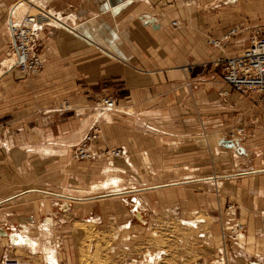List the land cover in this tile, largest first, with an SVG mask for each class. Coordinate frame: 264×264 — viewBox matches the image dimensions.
<instances>
[{
	"label": "rangeland",
	"instance_id": "rangeland-1",
	"mask_svg": "<svg viewBox=\"0 0 264 264\" xmlns=\"http://www.w3.org/2000/svg\"><path fill=\"white\" fill-rule=\"evenodd\" d=\"M20 1L22 0H0V46L4 44L1 33L7 31L6 17L13 9L10 17L13 16L15 23L22 22L28 16L36 18V15L60 24L64 23L59 18L60 14L57 17L56 14H52L31 0L26 4V8L21 10L23 12H15V4ZM197 1L151 0L150 4L155 9L166 4L171 6L169 9L179 5L178 9L171 13L174 19L178 18L170 23V27L185 34L189 47L191 44L195 45L193 48L195 57L192 56L195 61L172 69L183 68L185 76L183 87L189 95L193 90L201 87L200 81L193 83V80H197L199 76L205 77L203 83L206 84L207 80L209 84H207L208 90L203 95L208 96L209 100L212 94L210 91L214 88L211 82H219V88L222 85L220 81L224 74L223 66L226 58L248 48L252 36L264 34V0L203 4H198ZM236 24L243 25L246 29L238 36L244 39L245 46L237 53L234 52L236 51L234 46L239 44L236 38L229 44L223 39L216 41L217 38L214 37H219L221 35H217L219 32H225ZM208 36L213 41L209 40ZM207 41L215 47L214 50ZM227 44L229 50L225 51ZM217 50L222 51L219 58ZM5 56L7 55L0 52V63ZM14 66L13 63L12 70H15ZM215 88L217 89L218 86ZM224 88L222 85L221 90ZM221 90L218 99L222 95ZM106 96L116 100L115 108L119 106L120 93L95 96L90 104H95L97 107L100 100ZM247 97L232 93L229 98H220L222 107H219L217 116H208L205 130L195 131L196 129L193 128L195 132L192 134L185 132L181 127H178L177 131L155 134L147 128L142 129L140 125L133 126L135 118L120 115L121 117H117L119 120L128 122L121 123L116 133L128 135V141L127 138L123 141L120 139L118 143L124 142V144L117 145L101 144L105 135L103 123L105 118H101L103 110L97 108L94 123H99L101 137L99 142L97 141L98 144L97 142L95 144L100 150L96 151L92 146L98 155L88 160L74 157L84 139L75 147L66 148L68 152L62 154L65 156L48 159L41 156L38 148L31 154L21 150L9 151V148L2 147L9 131V117L3 115L0 120V204L5 198L19 197L0 205V210L4 213V209L7 208L5 213L11 212L9 221L17 218L26 224L19 228L13 227L14 231H8L22 232L30 238L39 240L40 229L45 224V220L52 218L50 213L56 216V220H61L62 223L53 227L49 237L52 243L48 244L44 241L43 243L55 249L57 264H213L214 260L223 259L221 256H215V253L210 255L215 250L213 247L211 249L203 247V255L199 257L192 255L194 250L189 249L185 243H191L199 236L203 238L204 235L211 236L210 233L218 239L221 232L222 240L228 241V244L226 243L228 255L231 245H234V249L242 251V248L236 246V243L241 241L238 237L242 231L245 233L244 242L248 245L249 241H252L251 237L255 234L259 235L256 230L264 231V208L257 209L258 200L264 192L257 188L254 179L251 178L264 175V103L258 99L250 102ZM66 101L62 100L59 104L61 106L57 108H73L71 103ZM251 110L256 111L255 115L260 117L257 119L259 128L263 130L260 131L262 136L260 133L254 134V123H246V113L251 114ZM89 132L86 134L88 135ZM144 137L150 140L142 139ZM232 146H235L237 152ZM123 147L128 149L126 157L124 154L121 158L111 156L110 152ZM247 170L249 174L253 171L260 174L253 175L255 174L253 173L248 176L249 178L239 177L242 178L239 180L226 179L230 175H237L238 172ZM115 177L122 180L120 185L127 188L129 192L127 194H131L130 196L116 197L98 187L92 190L93 186ZM196 178L217 179L206 185L198 181L184 183ZM242 183H247L243 186L244 189ZM169 184L176 185L167 187L170 186ZM132 189L142 191L136 193L131 191ZM67 197L71 199L68 200ZM133 197L142 198L147 207L137 199L140 211L143 215L146 213L149 215L143 219L145 224L139 225L133 217L137 214L133 207L137 200L133 203ZM94 198L98 200L85 205L77 204L78 201L86 203L88 202L86 200ZM262 198L264 199L263 196ZM65 200H68L69 209L74 208L62 216L61 208L56 205L55 207L58 208L56 210L52 204L60 202L61 205ZM73 200L76 203L72 207L70 202ZM206 200L210 205L207 206L204 202ZM198 205L207 206L208 209L201 210ZM196 209H199L197 216H192L191 211ZM255 209L263 212L256 213L261 217V223L254 225L251 217L253 218L252 212ZM241 212L247 217V221L242 220ZM94 216L97 217L94 219L96 222H89ZM2 217L0 211V219ZM27 218H34L37 223L31 221L30 225ZM196 218L203 223L195 230L190 228L193 226L190 222L195 221ZM129 219L132 220L131 225L134 224L130 228ZM42 220L44 222H40ZM208 239L210 238L204 239L203 242ZM250 252L252 254L254 250ZM8 253L7 258H14L21 263L47 264L43 252L32 255L26 247H10ZM3 260L4 258L0 260V264Z\"/></svg>",
	"mask_w": 264,
	"mask_h": 264
},
{
	"label": "crops",
	"instance_id": "crops-1",
	"mask_svg": "<svg viewBox=\"0 0 264 264\" xmlns=\"http://www.w3.org/2000/svg\"><path fill=\"white\" fill-rule=\"evenodd\" d=\"M32 1L52 14H56L57 17L60 14L59 18L63 20L64 24L63 26L60 24L53 26L52 24L42 32L40 48L43 49L42 54L46 62L45 69L38 75L25 76L11 69L15 60L10 47L9 33L10 25L15 22L13 16L11 22L10 13L6 17L8 21L7 31L1 33L4 46H0V52L7 55L1 62L2 64L0 63V120L3 115L9 117L8 135L2 144V147L9 148V151L12 149L21 150L26 154H31L36 152V148H38L41 156L46 159L67 153L69 148L75 147L85 138L86 133L91 130L92 125L96 122L97 107L95 104H90L95 96L120 93L122 97H120L121 101L117 108L101 111V118H105L103 119L105 135L101 144L117 145L124 144V142L118 143L120 139L123 141L127 138L128 141V135H117L116 133L121 123L126 124L128 122L127 120H119L117 117H121L120 115L135 118L136 121L133 126L134 124L140 125L142 129L147 128L155 134L156 132L177 131L178 127L190 134L195 131L203 132L207 127L205 122L208 120V116H215L219 107H222L220 98H229L232 93H238L230 90L223 83L222 78L220 85H224L225 88L221 90L222 85L219 88V82L212 81L211 86L214 88L210 91L212 94L209 96V100L208 96L203 95L208 90L207 84H209L207 80L206 84L203 83L205 77L199 76L197 80H193V83L200 81L201 87L193 90L191 95L183 87L185 77L183 68L181 70H173L172 68L184 64L188 65L195 61L193 53L195 45L192 46L190 43L191 46L189 47L185 34L177 29L172 30L170 27V23L178 18L174 19L171 13L178 9L179 5L177 7L174 5L169 9L171 6L166 4L160 6L159 9H155V7H151V0ZM233 1L247 0H198L197 3ZM158 10L160 12H156ZM236 28H240L239 32L234 37H230V34ZM244 30L246 29L243 25L236 24L225 32H219L217 34H221L219 37H214L217 38L216 41L223 39L229 44L236 38L235 40L239 44L234 46V50L236 49L234 52L237 53L245 46L243 44L244 39L238 38ZM228 36L229 38L226 40ZM209 40L212 39L209 38ZM229 44L226 45L225 51L229 50ZM210 48L215 49L212 45H210ZM221 52V50H217L218 58L221 56ZM231 57L234 56L227 58ZM188 74L187 76H189ZM216 86L219 89H216ZM220 90L222 92L228 91V93L227 95H220L218 99ZM64 99L67 100V103L70 102L73 108H57L61 106L59 104ZM247 99L250 102L254 101L256 95L250 94ZM255 112L251 110V114L246 113V123H254V134L257 135L262 129L259 128L258 124L260 117L256 116ZM193 128L196 130L193 131ZM10 133L14 135L11 136ZM263 134L260 133L261 136ZM142 139L148 138L144 137ZM96 144L93 145V148L96 151L100 150ZM122 149L126 157L128 149L125 147ZM253 173L251 174H260L254 171ZM251 174L248 170L240 171L237 175H230L229 178H225L239 180L242 179L239 177L247 176L249 178L248 176ZM251 178L254 179L257 188L264 192V175ZM214 179L217 178H196L184 181V183L198 181L206 185L209 182H215ZM246 184L242 183V187ZM169 185L167 187L176 184ZM131 191L137 193L142 190L132 189ZM30 192L34 193V191ZM127 193L129 192L126 190V192L117 193L118 195L114 196H123L124 198V196L131 195ZM262 196L264 197L263 194ZM262 196L258 200L257 209L264 208ZM17 197L19 196L13 198ZM13 198H5L3 203L11 201ZM137 199L143 202V199L139 197H136V199L133 197L132 202L134 203ZM97 200L95 198L89 199L86 200L88 201L86 203L78 201L77 204L83 203L85 205ZM204 202L207 206L210 205L207 200ZM59 203L54 202L52 207L56 210L61 208L63 211L62 216H64V214L73 210L76 202L74 200L70 202L73 207H70V209H66L67 203L64 205L65 208H62V204L59 205ZM56 205L58 208L55 207ZM198 206L201 210L208 209L207 206ZM6 209H4V213L3 210H0L3 214L0 219V260L9 256L10 247H17H14L3 233L8 230L14 231L13 227L19 228L26 225L23 224L24 222L21 219L17 218L9 221L8 217L9 215L11 217V212L5 213ZM199 209L191 211V215L195 216ZM261 212L263 211L256 209L252 212L253 218L251 217V219L254 225L261 223V217L256 214ZM243 214L241 212L242 220L247 221V217ZM50 216L54 220V228L62 223L61 220H56V216L53 214L50 213ZM146 216H149L148 213L142 216L143 219ZM95 218L97 217L94 216L90 220ZM143 219L139 220L138 218L135 220L139 225H142L146 223ZM196 219H198V223L190 227L195 230L199 224L203 223L201 220L199 221V218ZM27 220L30 225L32 224L31 221L37 223L34 218H27ZM44 220L40 222H44ZM129 222V228L134 226V224L131 225L132 220ZM256 231L259 232V235L255 234L254 237H251L252 241H249V245L252 247L250 246L249 250H255L257 253L246 254L244 250L238 251L234 249V245H231L229 250L231 264H264V231L262 229ZM224 233L226 232L224 231ZM210 235L208 237L204 235V238L198 235L197 240L185 243V245L194 250L192 253L194 256H202L203 247L208 249L213 247L215 249L210 253L211 256L214 253L215 256L223 255L220 248L227 246L228 241L222 240V232L218 239L213 237V233H210ZM207 238L211 240L208 239L203 242ZM44 242L49 244L52 243V240L49 238Z\"/></svg>",
	"mask_w": 264,
	"mask_h": 264
},
{
	"label": "built area",
	"instance_id": "built-area-1",
	"mask_svg": "<svg viewBox=\"0 0 264 264\" xmlns=\"http://www.w3.org/2000/svg\"><path fill=\"white\" fill-rule=\"evenodd\" d=\"M50 25L52 24L38 23L37 19L33 17L10 25V47L15 60L14 68L22 75H38L45 69L46 62L42 54V48H40V39L42 32ZM239 29H234L230 37H234ZM251 40L252 42L248 48L235 54L234 57L226 58L222 81L230 90L243 96L254 94L256 99L264 103V34L262 36H252ZM227 93L228 91H223L222 96L227 95ZM116 104L113 97L106 96L100 100L97 108L100 110L113 109ZM100 137L101 127L99 123H94L91 131L77 148L74 155L75 159L88 160L96 158L98 154L92 146ZM110 154L112 157L121 158L124 151L123 149L115 150ZM4 264L18 263L7 260ZM21 264H26V262Z\"/></svg>",
	"mask_w": 264,
	"mask_h": 264
},
{
	"label": "bare ground",
	"instance_id": "bare-ground-1",
	"mask_svg": "<svg viewBox=\"0 0 264 264\" xmlns=\"http://www.w3.org/2000/svg\"><path fill=\"white\" fill-rule=\"evenodd\" d=\"M29 1L30 0H22L19 3H16L15 4L16 5L15 12H18V11L20 13L23 12L21 10L23 8H26V4L30 3ZM29 15H31V14H29ZM9 16H11V14ZM29 17L30 16H28L27 18H24V20L28 19ZM9 18H11V17H9ZM36 18H37V22L38 23H41V24H43V23H51V24H53V26L55 24L56 25L60 24L59 22L57 23L54 20H49V18H42V17H39L38 15H36ZM17 23H20V22H17ZM63 24L64 23H62L60 25L63 26ZM114 108H115V106H114ZM232 147H233L232 149L237 152V149H235V146H232ZM214 181H215V179H214ZM121 183H122V180L121 179H118L117 177H115V178H112V179H108L107 182H102L98 186H93L92 187V190L93 189H96L98 187V188H101V189H105L106 191H108V193H110V195H118L117 193L126 192V189L123 186L121 187V185H120ZM67 198H68V200L71 199V197H67ZM68 200H65L64 201V204H62L63 207L61 206L62 208H65L64 205H66L65 203H67V206H66L67 208L66 209H69ZM133 207H134V210L137 213L136 216L134 214L133 217L134 218L136 217V219L139 218V220L143 219L142 216H144V215L140 211V205H139L138 201L136 202L135 206H133ZM91 221H93V222H91ZM89 222L95 223L96 221L93 220V219H91V220H89ZM44 223L45 224L42 225V227L40 229L41 232H40V235H39V240L38 239L35 240L33 238H30V237L24 235L22 232H18V231H15V232H13V231H6L3 234H4V236H7V239H9L11 241L12 245L17 246L18 248H20L21 246L22 247H26L28 249L29 253H31L32 255L41 254L43 252V254L46 257L47 264H57V258H56V255H55V253H56L55 252V249L53 247L49 248L48 246H46V244L43 243V241L45 239H49L50 234H52V228L55 226V223H54V221L52 220L51 217L48 218V219H46ZM196 223H198V219H196V221L190 222V224H192V225H196ZM243 236H245L244 231H242L240 233V237H238V239L239 240L241 239V241L239 243H236V246H238L239 248H242L245 251L246 254H250L251 253L250 250H249L250 249L249 248L250 246L244 242L245 240H244ZM226 247L227 246H224V247H221L220 248L221 249V253H223V255L221 254L220 256L223 259L214 260L215 262H213V264H231L230 257L228 255V251H226ZM247 250H249V251H247ZM38 251L39 252L42 251V252L39 253ZM255 252L256 251L254 250V253ZM7 260H12V261H15L18 264H21V262H19L18 260L14 259V258H9V257L8 258H5L1 262V264H4ZM22 263H24V262H22ZM26 264H28V263H26Z\"/></svg>",
	"mask_w": 264,
	"mask_h": 264
},
{
	"label": "water",
	"instance_id": "water-1",
	"mask_svg": "<svg viewBox=\"0 0 264 264\" xmlns=\"http://www.w3.org/2000/svg\"><path fill=\"white\" fill-rule=\"evenodd\" d=\"M229 143V142H228Z\"/></svg>",
	"mask_w": 264,
	"mask_h": 264
}]
</instances>
